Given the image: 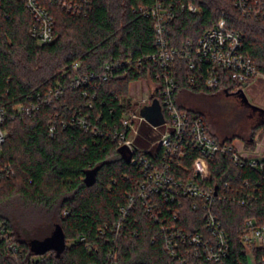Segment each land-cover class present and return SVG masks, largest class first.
<instances>
[{
  "label": "trees",
  "instance_id": "16d2710c",
  "mask_svg": "<svg viewBox=\"0 0 264 264\" xmlns=\"http://www.w3.org/2000/svg\"><path fill=\"white\" fill-rule=\"evenodd\" d=\"M38 1L55 18L57 37L52 42L40 44L31 34L34 19L27 0H0V95L22 99L58 83H63L65 90L50 104H40L32 115L5 125L8 135L1 162L10 165L13 172L0 178V220L6 223L19 253L0 240V264H178L165 246L160 225L173 222L187 231L205 232L204 209L192 208L188 199L181 205L157 199L161 208L173 207L178 218L165 209L166 219L154 220V211H148L139 196L144 167L132 157L147 153L158 158L162 149L150 146L160 133L142 123L136 138L138 148L127 156L113 135L116 127L122 128L123 113L136 105L129 97L131 83L151 79L159 84L156 74L160 66L151 57L158 50L155 22L139 11L140 5L149 7L153 0H92L85 15L70 13L51 0ZM175 1L195 2L201 11L177 13L167 31L172 46L180 47L189 37L198 38L224 19L226 26L242 33L245 55L264 70V9L258 15H245L232 0ZM173 70L177 80L174 101L179 108L202 116L218 139L231 143L241 136L236 127L228 126L223 137L221 130H212V116L218 112L208 102L220 91L231 93L236 85L241 89L243 83L229 79L211 90L190 82V70L183 61L176 60ZM104 74L108 77L103 78ZM77 76H88V82L70 86V79ZM182 92L189 94L183 102L178 99ZM193 94L200 96L192 99ZM152 98H161L157 86ZM255 124L245 142L247 147H255V134L264 131L263 120ZM50 126H54L53 132ZM145 148L150 150L145 152ZM197 153L194 147L187 149L185 168L191 166ZM93 170L94 182L87 185L85 177ZM211 171L222 196L214 210L229 235L230 253L219 262L202 264H248L242 228L248 218L264 225V200L256 198L264 195L263 175L247 162H235L223 153L214 156ZM248 193L255 195L253 201L239 204L237 199ZM130 202L122 227L111 231ZM33 209L54 226L51 233L57 225L61 227L66 238L61 253L55 249L36 252L31 241L51 233L33 238L25 234L24 225L15 224L16 217Z\"/></svg>",
  "mask_w": 264,
  "mask_h": 264
},
{
  "label": "built area",
  "instance_id": "2783aa9c",
  "mask_svg": "<svg viewBox=\"0 0 264 264\" xmlns=\"http://www.w3.org/2000/svg\"><path fill=\"white\" fill-rule=\"evenodd\" d=\"M91 1L51 0V3L59 4L70 13L85 15L91 8ZM232 1L234 6L245 15H258L264 9V0ZM26 5L34 19L30 26L31 34L40 44L52 42L57 34L55 18L50 10L38 0H27ZM139 11L155 22L158 50L151 57L160 66L156 74L159 84L155 87L157 86L160 93L161 98L158 99L163 108L165 122L158 126L150 124L141 115L140 110L143 104L135 109L128 107L121 118L122 128L116 127L113 135L119 145L124 147V151L132 155L138 148L136 138L140 135L142 123L147 122L160 133L159 139L152 142L150 146V148L162 149L158 158L154 159L147 153L132 157L133 162L142 164L145 170V181L140 186L139 196L144 198L147 210L154 211L152 213L154 220L161 218L165 220L166 216L163 213L165 209L168 211L167 214L173 213L174 219L178 218V212H173V207L168 205L166 208H161L157 205V199L177 205L183 204L184 200L188 199L192 208L204 209L205 232L187 231L173 222L161 223L160 230L164 233L165 246L169 254L178 264L219 262L230 253V239L214 210L216 200L222 196L212 180V159L216 154H228L235 162L242 164L247 162L252 168L259 170L264 178V144L262 148L257 147L259 143H263L264 134L261 138H258V135L253 138L256 145L252 148L253 154L249 155L241 154L233 141L229 143L215 137L202 116L191 114L176 105L174 93L177 89V80L173 65L176 60L183 61L190 70V82L201 83L211 90L220 88L229 79L238 84L243 83L241 89L236 85L232 92L242 90L245 83L247 86L258 77L264 79V70H259L245 55L242 33L226 26L224 19H220L218 23L204 30L198 38L189 37L180 47L172 46L167 38L169 24L180 11L199 13L201 8L195 2L153 0L149 7L140 5ZM74 66H79V63H75ZM107 77V74L103 75V78ZM88 78V76H77L70 79L68 84L72 87L80 86L86 84ZM64 90L63 83H58L44 92L29 93L22 99H8L0 95V178L13 172L10 165L1 162L3 146L8 135L5 125L9 120L23 119L32 115L40 108V104H50L55 98L62 96ZM122 103L127 102L122 100ZM50 131H54V126H50ZM133 132L135 136L131 138ZM189 147L196 148L198 153L192 160L191 166L185 168L183 161ZM150 148H145V152H148ZM254 196L253 193H248L247 197H240L237 201L244 205L253 201L251 199ZM256 198L264 200V195L260 193ZM130 200L132 202L134 196H131ZM131 202L122 208V218L115 223L111 231L122 227L127 210L132 205ZM101 232L104 230L101 229ZM0 240L5 241L13 252L19 253V246L9 236L6 223L2 220H0ZM241 240L248 264H264V225L258 224L254 218L246 219Z\"/></svg>",
  "mask_w": 264,
  "mask_h": 264
},
{
  "label": "rangeland",
  "instance_id": "374dc122",
  "mask_svg": "<svg viewBox=\"0 0 264 264\" xmlns=\"http://www.w3.org/2000/svg\"><path fill=\"white\" fill-rule=\"evenodd\" d=\"M155 89V84L151 79H142L137 82H132L130 85V101L132 104H136L132 108L135 109L141 104L150 103ZM188 93H179L178 99L182 100L188 97ZM217 95V98L211 103L213 109L218 113H214L212 116V130L217 132L221 130V137L228 131L229 127H236L241 131V136H236L233 140L237 150L244 155L253 154L252 147L246 146V141L250 139V133L255 123L264 119V79L258 77L253 83L242 88V92L239 93H226L220 91L212 96ZM200 95L193 94L190 98H197ZM206 106L207 102H204ZM207 108V107H206ZM227 122V123H226ZM229 126V127H228ZM228 127V128H227ZM216 129V130H215ZM233 132L236 130L232 129ZM219 133V132H218ZM225 133V134H224ZM263 130L257 131L255 136L258 138L263 136ZM135 136V132L132 133L131 138ZM263 143H259L257 147H263ZM125 156L128 155L126 151L123 152ZM31 210V209H30ZM36 209L27 213L21 218L16 217L14 219L15 224L19 227L24 225L25 234L33 238H43L50 234L54 226L43 217ZM42 217H41V216ZM45 218V219H44ZM32 219V220H31ZM23 222V223H22Z\"/></svg>",
  "mask_w": 264,
  "mask_h": 264
},
{
  "label": "water",
  "instance_id": "95a60500",
  "mask_svg": "<svg viewBox=\"0 0 264 264\" xmlns=\"http://www.w3.org/2000/svg\"><path fill=\"white\" fill-rule=\"evenodd\" d=\"M244 86H246V83ZM140 112L141 115L154 126L161 125L165 122L163 108L158 98H153L150 104H143ZM94 179L95 171L93 170L86 175L85 183L91 185ZM31 244L38 253H43L50 249H55L58 253H61L66 247V238L61 227L57 225L50 235L43 239H34L31 241Z\"/></svg>",
  "mask_w": 264,
  "mask_h": 264
}]
</instances>
